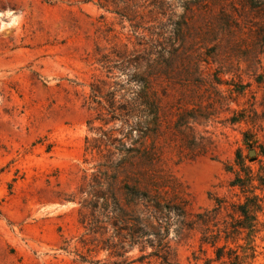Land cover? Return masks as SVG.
Masks as SVG:
<instances>
[{"label":"rangeland","instance_id":"374dc122","mask_svg":"<svg viewBox=\"0 0 264 264\" xmlns=\"http://www.w3.org/2000/svg\"><path fill=\"white\" fill-rule=\"evenodd\" d=\"M253 1L0 0V264L123 263L158 235L186 264L207 228L197 214L222 202L204 218L223 226L244 200L231 186L239 154L264 163ZM142 78L153 131L104 124ZM147 203L163 228L145 226ZM256 245L250 264H264V231Z\"/></svg>","mask_w":264,"mask_h":264},{"label":"trees","instance_id":"16d2710c","mask_svg":"<svg viewBox=\"0 0 264 264\" xmlns=\"http://www.w3.org/2000/svg\"><path fill=\"white\" fill-rule=\"evenodd\" d=\"M256 3L250 0V5L259 7ZM256 81L259 84L264 83L260 76L256 78ZM140 82L139 91L124 104V107H116L114 97L107 103L105 109L110 118L102 119V121L107 124L120 118L122 124L128 126L129 130L137 129L139 134L146 137L153 131L152 126L158 119V107L150 91L149 80L142 78ZM239 159H241L240 169L236 171V179L231 186L239 188L244 200L233 206L234 214H228L229 218L224 219L222 227L214 222L213 226L216 230L212 229L211 232L209 230L210 220L209 218L205 220L204 216L219 210L222 202H218L212 210L197 214L198 221L205 223L207 228L199 240L198 248L193 249L187 257L186 264H250L256 258V239L261 231H264V221L260 218V214L264 215V163L262 162L259 169L254 171L242 160L241 154H239ZM258 190L261 193H258ZM143 199H149L148 195L144 194ZM145 205V214H147L144 219L147 223L145 226L163 228L168 217L163 214L159 206L151 203ZM155 221L157 225H154ZM166 237L158 235L155 241L147 240L141 245V250H145L146 244H150L153 248L151 252L141 254L136 259L125 260L123 263L115 262V264H134L136 261L139 264H183L175 258L176 254L172 252L170 242L166 240ZM129 241L131 246L141 243L133 235ZM108 249L112 248L108 247ZM114 251L111 250L112 254L120 256Z\"/></svg>","mask_w":264,"mask_h":264},{"label":"water","instance_id":"95a60500","mask_svg":"<svg viewBox=\"0 0 264 264\" xmlns=\"http://www.w3.org/2000/svg\"><path fill=\"white\" fill-rule=\"evenodd\" d=\"M250 155L251 156L255 155V151L254 150H251Z\"/></svg>","mask_w":264,"mask_h":264}]
</instances>
